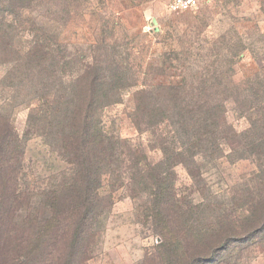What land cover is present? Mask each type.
I'll list each match as a JSON object with an SVG mask.
<instances>
[{
	"label": "rangeland",
	"instance_id": "1",
	"mask_svg": "<svg viewBox=\"0 0 264 264\" xmlns=\"http://www.w3.org/2000/svg\"><path fill=\"white\" fill-rule=\"evenodd\" d=\"M95 67L118 89L105 133L138 165L103 181L89 264L157 261L166 219L156 203L168 195L170 219L204 242L228 222L253 230L212 264H264V0H208L184 13L165 0H0V121L24 138L33 186L69 169L35 122L42 92L68 97Z\"/></svg>",
	"mask_w": 264,
	"mask_h": 264
},
{
	"label": "trees",
	"instance_id": "2",
	"mask_svg": "<svg viewBox=\"0 0 264 264\" xmlns=\"http://www.w3.org/2000/svg\"><path fill=\"white\" fill-rule=\"evenodd\" d=\"M87 76L90 82L64 89L68 97H57L49 89L41 94L35 122L69 165L46 183H28L25 140L10 119L0 121V264H89L105 208L103 181L110 177L115 184L120 182L126 161L138 165L132 156L123 158L117 142L105 133L103 112L118 89L106 85V77L96 67ZM150 178L161 184L162 192L170 193L166 177L152 174ZM171 200L168 195L156 203V213L166 220L157 224L156 231L164 236L158 246L163 253L153 264H212L253 231L228 222L204 242L193 236L190 221L187 228L182 219H170ZM178 230L184 234L168 236ZM188 239H193L191 244Z\"/></svg>",
	"mask_w": 264,
	"mask_h": 264
},
{
	"label": "built area",
	"instance_id": "3",
	"mask_svg": "<svg viewBox=\"0 0 264 264\" xmlns=\"http://www.w3.org/2000/svg\"><path fill=\"white\" fill-rule=\"evenodd\" d=\"M169 9L175 13H184L197 9L208 0H165Z\"/></svg>",
	"mask_w": 264,
	"mask_h": 264
}]
</instances>
